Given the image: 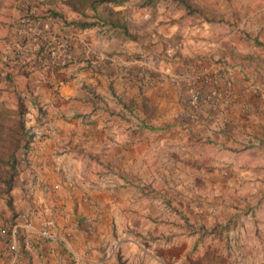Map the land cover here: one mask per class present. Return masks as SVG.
<instances>
[{"label":"crops","instance_id":"obj_1","mask_svg":"<svg viewBox=\"0 0 264 264\" xmlns=\"http://www.w3.org/2000/svg\"><path fill=\"white\" fill-rule=\"evenodd\" d=\"M222 2L228 14L213 18L171 0L140 6L141 20L162 26L148 28L142 61L145 41L125 34L126 17L70 34L57 0H0L1 50L23 3L38 13L31 33L58 50L33 69L4 59L35 109L11 190L19 228L0 237V264L264 260V0ZM125 3L112 7L122 14ZM144 69L153 76L140 91ZM203 73L226 83L217 94L229 112L191 101ZM46 218L51 238L37 234Z\"/></svg>","mask_w":264,"mask_h":264},{"label":"rangeland","instance_id":"obj_2","mask_svg":"<svg viewBox=\"0 0 264 264\" xmlns=\"http://www.w3.org/2000/svg\"><path fill=\"white\" fill-rule=\"evenodd\" d=\"M140 0H127L125 1L127 3V6L124 10V12H122L121 14V10H119V12H117L115 10V8L112 7V5H120V4H114L113 2H105V3H100L98 4V6L94 9L90 6H87L82 13H74L73 10L65 7V5L62 3V0H57V4L58 5V9L62 10V12L65 13L67 20H64L62 23L69 27L71 29L70 34L75 31L78 30L79 28H85V27H78V26H73L67 23L68 20H70L72 17L78 16L81 19L84 20H88V21H92L95 20L97 21L96 23L92 24V25H88L86 27L88 28H100L102 27V21L104 20L103 18H105V16H113L111 17V19H116L120 17H126V25H124V32L127 36H129V34H131L132 36H136L140 37L141 41H145L143 42V44H146L145 50L147 52H139L137 55V58H141L142 61L148 59L149 57H147L149 55V51L151 50L148 43H147V37L150 35L149 34V29L148 28H152L151 30L154 31V29L159 32V29L162 27L160 25L159 20H156V22L154 23L151 19H142V16H140L141 14H144V9L142 7H140V5H138V2ZM156 1V0H155ZM158 1V0H157ZM160 3L164 4L167 3V0H159ZM172 1V0H171ZM192 4L194 5H200L201 6V11H198V13L201 16L204 17H216V16H220V15H227L228 10L226 5H223V0H190ZM174 2V1H173ZM125 3V4H126ZM222 3V4H221ZM139 6L140 9H136L134 11V13L131 11L132 8H136L135 6ZM223 5V6H222ZM145 6H150V5H145ZM221 7L226 8L227 10H220ZM147 8H145L146 10ZM120 13V15H119ZM102 15H104V17H102ZM133 15V16H132ZM54 17V16H53ZM129 17L133 18V20L129 19ZM139 22H136L138 21ZM154 24V26H153ZM104 25H108V24H104ZM81 30V29H80ZM68 31V30H67ZM129 33V34H127ZM164 42L162 41L161 43V47H163ZM171 44H175V45H179V41H175L174 43ZM73 46V44H72ZM71 46V47H72ZM71 49V48H70ZM1 51V49H0ZM164 60H167L165 57H161ZM0 61L2 62V64L0 65V91L2 93H0V127L3 129V134H5L11 141L13 140L14 136H15V132L13 130L10 129V127H16L18 125L17 120H18V113L19 110L22 108L25 110V127L29 130V132L34 133V131L31 130V126L32 123L30 121V119L32 118V114H33V109H35V107L33 108L32 105L30 106V103H28V99L25 96L24 93L21 92L20 89V85L22 84V80L15 76L19 71L18 68L20 70V67H17L13 69H11V65L6 66L4 64V60L0 59ZM17 66V65H14ZM145 70V71H144ZM144 70H140L141 72V76L142 74H144V76L147 77V79H150L152 75V73L148 70V69H144ZM6 71V72H4ZM146 73V74H145ZM205 75V80L209 79L207 82H204V84L202 83L200 85L199 84H195L192 81L190 82L191 84L189 85L190 88L187 89L188 91V95L189 98L192 94L193 91H199L201 93V98L200 101L196 102L198 104H196V106H198L199 104H205L207 106L204 107H211V108H217L219 105L218 103L221 102L220 96L217 94L218 91L223 92L224 91V85H226V83L224 81H219L217 78L220 76L215 75V73H203ZM223 77V75L221 76ZM139 80V78H137ZM136 80V81H138ZM140 81V80H139ZM152 81V80H151ZM151 81L148 80V82H141L144 84H140V82L136 83L138 89H145L147 87H150V83ZM212 91H214L212 93ZM2 94V95H1ZM224 97V96H222ZM144 102V101H143ZM223 102V103H222ZM222 105H221V110L223 112H229V108L230 106L227 104V102L222 101ZM142 103H140L141 105ZM139 105V109L141 110V107ZM43 113V112H41ZM171 124L168 123L167 125ZM202 127V126H201ZM34 135V134H33ZM3 140V139H2ZM0 139V159L2 157H5L6 154L3 153L5 151H7L8 149V145L10 146L11 143H9L8 141H2ZM25 139L21 140L20 144L24 143ZM31 141V140H30ZM14 143V142H13ZM30 144H29V149L28 152H25L24 148L22 145H19L17 148V153L18 156L24 157L26 155L27 159L29 158V151H30ZM26 153V154H25ZM28 161L26 162H22L20 165V170L17 174H15L14 177V182L13 185L15 183V179L17 178V176L19 175L20 171H21V166L27 165ZM9 167V164H5L2 165L0 164V172H2V175L5 174V169H7ZM0 185H4L3 181H0ZM12 185V188H13ZM12 190V189H11ZM4 192L1 191L0 192V226L5 225L8 226L9 225V220L14 219L15 223H18L19 221L17 219H15L18 215L17 209L15 207V202H14V198H13V194L12 192ZM11 198V203L12 206L9 205L8 202V198ZM11 212H10V211ZM263 261H260L256 264H262Z\"/></svg>","mask_w":264,"mask_h":264},{"label":"built area","instance_id":"obj_3","mask_svg":"<svg viewBox=\"0 0 264 264\" xmlns=\"http://www.w3.org/2000/svg\"><path fill=\"white\" fill-rule=\"evenodd\" d=\"M37 12L34 8L23 3V10L14 20V35L7 42L6 46L0 51V57L8 62H12L13 65L26 66L30 69L40 67L47 63H55L57 61L58 50L50 42H42L43 36H38L39 30H34L31 33V28L35 24V18ZM47 39V38H46ZM44 45V50H39L40 45ZM99 59H104V56H100ZM99 59H94L93 62ZM214 91H212L213 93ZM201 93L199 91H193L191 94V101L196 103L200 101ZM53 221L51 218L44 220V226L37 230V234L43 238H51L53 233L51 231V225ZM18 224L14 223L9 227L0 226V237L6 236L9 232L16 234L18 231ZM264 264V263H262Z\"/></svg>","mask_w":264,"mask_h":264},{"label":"trees","instance_id":"obj_4","mask_svg":"<svg viewBox=\"0 0 264 264\" xmlns=\"http://www.w3.org/2000/svg\"><path fill=\"white\" fill-rule=\"evenodd\" d=\"M125 1L127 0H62V3L68 6L71 10L75 11L76 13L83 14L87 6H90L95 9L100 3L113 2L114 4H123ZM172 1H174L175 4H177V6L184 8L186 13L188 14L194 15L198 13V11L202 10L201 7H199L198 5L192 4L190 0H172ZM154 2L155 0H140L138 2V5L140 6L151 5ZM54 15H58V11H56ZM105 18L109 19L110 22H113V23L116 22L112 20L110 16H107V17L105 16ZM105 18H103L104 20L102 21V23L104 21L106 22L108 21V20H105ZM96 22L97 21L95 20H92V21L84 20L78 16L72 17L70 20L67 21L68 24L73 25V26H78V27H86ZM121 26L124 27V25H121ZM129 36H132V35L129 34ZM39 50H44L43 44L40 45ZM139 80H140L139 85H141V84H144L141 82H144V81L148 82L149 79H147V77L144 76V74H142V76L139 77ZM140 107H141V111L145 113L147 109L149 108V106H147V103L145 102H142ZM18 114H19L18 120H17L18 125L16 127H10V129L15 132V136L12 141L5 134L2 133L3 129L0 127V139L1 140L3 139L2 141L4 142L8 141L9 143H11L10 146L8 145L7 151L3 152L6 154V156L0 159V164L2 165L9 164V167L4 170L5 171L4 175H2V172H0V181L4 182V185H0V192L1 191L10 192V190L12 189L13 182H14L15 174L19 172L21 163L28 161L26 155L24 157L18 156L17 148L19 145H22L25 152H28L30 140L33 137V133L29 132V130L25 127V121H26V118L24 115L25 110L21 108ZM22 139H25L24 143L20 144ZM11 201L12 200L9 197L8 202H9V205L12 206ZM14 223H15L14 219L9 220V226Z\"/></svg>","mask_w":264,"mask_h":264},{"label":"clouds","instance_id":"obj_5","mask_svg":"<svg viewBox=\"0 0 264 264\" xmlns=\"http://www.w3.org/2000/svg\"><path fill=\"white\" fill-rule=\"evenodd\" d=\"M37 15H38V13H37ZM51 16V15H50ZM54 16V15H53ZM37 17V16H36ZM17 18V17H16ZM13 25H14V23H13ZM18 66H20V65H18Z\"/></svg>","mask_w":264,"mask_h":264}]
</instances>
